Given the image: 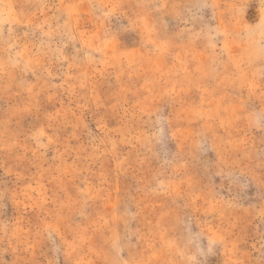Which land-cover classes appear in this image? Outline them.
Here are the masks:
<instances>
[{
  "label": "rangeland",
  "instance_id": "374dc122",
  "mask_svg": "<svg viewBox=\"0 0 264 264\" xmlns=\"http://www.w3.org/2000/svg\"><path fill=\"white\" fill-rule=\"evenodd\" d=\"M0 264H264V0H0Z\"/></svg>",
  "mask_w": 264,
  "mask_h": 264
}]
</instances>
